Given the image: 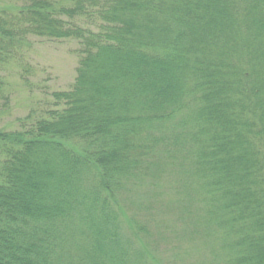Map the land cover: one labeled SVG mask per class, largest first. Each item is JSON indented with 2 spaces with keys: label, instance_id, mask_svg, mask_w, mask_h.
<instances>
[{
  "label": "trees",
  "instance_id": "trees-1",
  "mask_svg": "<svg viewBox=\"0 0 264 264\" xmlns=\"http://www.w3.org/2000/svg\"><path fill=\"white\" fill-rule=\"evenodd\" d=\"M0 105V264H158L126 194L169 168L207 263L264 264V0H0Z\"/></svg>",
  "mask_w": 264,
  "mask_h": 264
},
{
  "label": "rangeland",
  "instance_id": "rangeland-1",
  "mask_svg": "<svg viewBox=\"0 0 264 264\" xmlns=\"http://www.w3.org/2000/svg\"><path fill=\"white\" fill-rule=\"evenodd\" d=\"M74 46L70 42L59 43V45L37 42L26 51L27 57L32 60V65L40 70L39 77L47 80L46 84L51 87V91L65 89L70 86L74 77L75 59L71 52ZM13 66L12 64L10 67ZM6 75L12 84V88L9 89L11 90L9 94L11 98L15 94L24 92V90L21 92L16 91L22 81L20 76L16 73L12 74L10 71ZM28 101L27 98L22 101L19 107H15V111L23 113L27 108L26 105L29 104ZM1 108L2 105H0V110ZM9 117L8 115H2L0 123H8ZM187 130V134L192 131L189 128ZM182 155L184 154L182 153ZM172 170L169 168L165 173L161 171L152 172L151 175L142 178L140 182H145L144 184H140L137 189H135V186L132 191L126 194L128 198L126 201H129L128 205L131 206L128 215L137 222L139 221L142 226H144L143 224L149 226L147 233L150 240H148L149 248L144 246L145 250H148L150 255H152L151 260L153 262L157 258L160 261L158 264H174V262L176 264H208L205 254L206 248L202 245L201 240L192 238L191 235L189 237V223L193 224V214H190V212L192 213L194 204L187 208L188 210H183L184 205L188 204V202H198L199 194L197 190L199 186L196 182H192L194 185L189 183L184 189V196L181 201L182 195L177 192L179 179L174 176L175 174L172 173ZM194 179H196L195 181L201 180L200 177ZM151 184H154L150 188L151 192L144 193L142 189ZM173 206L180 210L171 211ZM180 211H184L185 214H179ZM183 219L184 224L182 223ZM128 232L133 234L132 231ZM173 241L177 246L171 248ZM181 254L183 255L182 259Z\"/></svg>",
  "mask_w": 264,
  "mask_h": 264
}]
</instances>
